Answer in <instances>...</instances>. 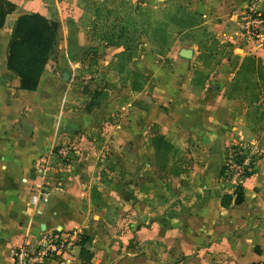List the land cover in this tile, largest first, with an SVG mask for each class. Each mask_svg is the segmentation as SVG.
Here are the masks:
<instances>
[{"label": "crops", "instance_id": "obj_1", "mask_svg": "<svg viewBox=\"0 0 264 264\" xmlns=\"http://www.w3.org/2000/svg\"><path fill=\"white\" fill-rule=\"evenodd\" d=\"M10 1L14 8L0 26V264H12L11 246L33 245L39 233L50 228L91 234L89 261L77 258V245L59 264H264V138L260 141L246 121L244 101L224 95L244 54L259 56L264 64V40L241 43L229 15L231 7L247 0H122L184 4L202 16L218 40L230 43L229 56L195 85L193 58L180 57L181 46L170 48L163 55L166 59L146 47L127 63L146 75L138 91H131L105 65L119 47L93 39L80 22L88 6L111 7L119 0ZM28 11L45 16L58 11L56 39L62 37L64 49L57 62L46 61L36 88L26 91L6 68L5 46L12 21ZM88 17L94 18L93 11ZM86 47L91 53L86 54ZM78 55L83 56L78 60ZM93 56L94 83L87 91L73 88L68 68L87 69ZM94 89L100 91L98 105L85 111ZM155 132L170 139L176 154L180 149L185 155L157 166L147 142ZM235 141L254 142L258 157L253 171L239 179L242 200L222 206V194H232L233 189L220 168L228 145ZM60 146L67 148L65 154L54 151ZM106 155L129 170L140 164L143 170H164L166 175L167 166L174 163L175 171L168 176L151 174L144 180L163 189L167 179L172 182L165 205L150 201L144 190L142 198L137 197L132 184L127 203L112 210L98 207L104 200L96 190L93 197L91 193L100 182L97 172ZM40 182L47 186L46 198L38 192ZM113 184L109 192L117 194Z\"/></svg>", "mask_w": 264, "mask_h": 264}, {"label": "trees", "instance_id": "obj_2", "mask_svg": "<svg viewBox=\"0 0 264 264\" xmlns=\"http://www.w3.org/2000/svg\"><path fill=\"white\" fill-rule=\"evenodd\" d=\"M13 8L12 1L0 0V26L4 23L5 15ZM134 8L137 14L129 20L130 31L127 30V20L119 16L115 8L102 4H93L94 18L90 23L94 26L98 19L105 20L106 14H114L112 16L118 18L106 23L104 30L92 32V36L105 44L119 47V50L113 53L114 58L109 61V65L131 91L140 90L146 80L145 74L127 65L128 61L138 55L141 35L152 43L154 52L158 54L165 52L172 40L180 34L183 39L190 40L197 48L191 78L194 85L202 83L209 70L215 67L220 59L229 56L230 43L218 40L212 31L206 28L202 16L186 5L173 3L163 9V17L155 16L153 9L148 7L140 11L139 4H135ZM58 25L56 17L45 16L38 11L18 14L12 21L5 46V65L18 77L20 89L29 91L36 88L40 73L56 41ZM99 94V90L90 91L89 99L84 104L85 111H91L98 105ZM224 95L228 98L239 97L244 101L246 121L256 130L255 125L264 119V64L259 56L251 53L242 56L224 88ZM148 142L157 166L164 167L170 162L175 147L167 136L155 132L148 137ZM223 171L224 165L220 168L221 175ZM94 194L93 188L91 196ZM241 200V186L237 185L232 194H222L220 204L227 206L230 202L239 203ZM99 206L106 204L101 201ZM90 244L91 234L82 232L77 241L79 260L87 262L91 259Z\"/></svg>", "mask_w": 264, "mask_h": 264}, {"label": "rangeland", "instance_id": "obj_3", "mask_svg": "<svg viewBox=\"0 0 264 264\" xmlns=\"http://www.w3.org/2000/svg\"><path fill=\"white\" fill-rule=\"evenodd\" d=\"M173 3L174 2H166V3H156L154 5H149V4H140L138 2L128 3L126 1L119 0L115 4H113L110 8H115L117 10V14L127 20L126 21L127 30L130 31L131 25L129 26V20L131 19L132 16H135L137 14V10H135V8H134L135 4H139L141 6V8H139L140 11L143 8L148 7V8L153 9V14L155 16L163 17V9L172 5ZM92 9L93 8L91 6H88L87 9L85 10V12H83V15H81L82 19L80 21L81 23L82 22L85 23L89 36H92V32H100V31L104 30V28L106 26L105 24L108 23L109 21H114L115 19H118V18L112 16L114 14H106L105 20L104 19H98V21L95 23V25L92 26L90 23L93 19L90 20L88 17L90 14H92V11H93ZM53 13H55V16H56L58 14V11L57 12L53 11ZM51 16L55 17L54 15H51ZM119 16H117V17H119ZM182 36L183 35L180 34L179 36L174 38V40H172V42L169 44L166 51L163 52L162 54H159V55L163 56L170 48H173V50H175L177 48V46L189 48L191 50V55L189 57H183V58H185V59H192L193 58L192 66H194V58L197 54V48L190 40L183 39ZM61 39H62V37L58 36L55 43H54L53 49H52L50 56L47 60L48 64H50V65L57 62L59 58L61 59V56L63 54V49H64L62 42H61ZM93 39H97V38L93 37ZM145 44L146 45L149 44V46L148 45L146 46ZM146 47H147V49L154 51V46L152 45V43L150 41H148L144 35H141L140 40H139V44H138V55H140V53L144 49H146ZM88 48H91V47H86L84 49V51H86V54L91 53L90 49H88ZM82 56L80 57V55H78V60L81 59ZM166 58L163 56V59H166ZM90 60H91V65L89 66L90 69H89V67H87V69H86V68L80 67V66H77L74 68H68V71L70 73H72V86H73V88H76L79 91H87V87L92 86V84L94 83V81L90 80V79H92V74L95 73L91 69L94 66V61H95L94 56H93V60L92 59H90ZM105 65L108 66L109 64L106 63ZM61 68L65 71H67L65 66H62ZM211 70H214V67ZM211 70H209V72ZM104 71L106 72L108 70L105 69V70H103V72ZM62 79L64 81L68 80V78H66V79L62 78ZM108 84H110V82H108ZM106 88H107V86H105V85L101 86L102 91H105ZM261 121L264 122V120H261ZM259 125L260 124L255 125V127H256L255 131L258 132L259 136L261 137L260 141H262L264 138V132H262V128H263L264 124L261 127H259ZM148 137H147V142H148ZM252 146H253V148H256L257 151H259L258 145H256L254 142L252 143ZM140 147H142V146H140ZM126 150L131 151V148H127ZM183 151L184 150L179 149L177 154L176 153L172 154L170 161L174 157H175L174 161H179V158L185 155L183 153ZM152 156H153V152H152ZM145 157H146V155H144V159H145ZM105 158L106 159L102 162V168L99 169L97 172L100 182L97 184H94V186L96 188L95 190H96L99 198L104 200L103 202H105V204H106L105 209L112 210L111 209L112 206L116 207L117 205H120V204L123 205V204L127 203L126 202L127 201L126 195H128L127 194L128 191L132 189V184L134 185V187L136 189L137 197L139 196L142 198L141 195H142V192L144 190L145 192H148L146 198H149L150 201L165 205L164 201L168 200V197H166V195H165L168 193V192H166V190L168 191V189L169 190L171 189L172 182L169 179H167V188H164L165 189L164 190L161 186L158 185V183L155 185L154 184L152 185V184H148L147 181H144V180H147L148 177L151 176V174H154L155 176H157L159 178L164 176V174H165V176H168V174H171L172 172L175 171L174 163H170V165L167 166L168 174L166 175V171H164V170L159 171V170L151 169V168L145 169L146 170V172H145V170H143L141 168L140 164L139 165H133V167H131V168H135V169L129 170V169H127V167H129V166L126 165V166L122 167L121 164H119L118 161L116 159H114V157H109L106 155ZM178 164H180V162H178ZM110 169L112 172L110 171ZM126 170H128V172H130V174H126ZM116 174L120 176V178H119L120 181L116 177ZM173 178H174V175L171 176L172 180H173ZM116 180L119 181V183H117ZM111 182L114 183L113 185H115L117 183L115 185L118 188L117 194L109 192L110 188L108 186L110 185ZM149 193H150V197H148ZM118 212L120 213V211H118ZM118 212H115L114 214H117Z\"/></svg>", "mask_w": 264, "mask_h": 264}, {"label": "built area", "instance_id": "obj_4", "mask_svg": "<svg viewBox=\"0 0 264 264\" xmlns=\"http://www.w3.org/2000/svg\"><path fill=\"white\" fill-rule=\"evenodd\" d=\"M236 37L243 44L264 40V0H247L242 5L231 7ZM65 146L56 149L65 154ZM258 157V151L252 143L235 141L228 145L224 156L222 175L234 189L239 179L251 173ZM38 192L43 198L48 195L44 182H40ZM81 231L78 229L50 228L39 233L33 245L27 242L9 248L12 264H59L63 254L77 246Z\"/></svg>", "mask_w": 264, "mask_h": 264}, {"label": "water", "instance_id": "obj_5", "mask_svg": "<svg viewBox=\"0 0 264 264\" xmlns=\"http://www.w3.org/2000/svg\"><path fill=\"white\" fill-rule=\"evenodd\" d=\"M178 54L182 57H189L191 55V50L189 48L181 47L178 51ZM68 76L67 71L62 72V77L66 79Z\"/></svg>", "mask_w": 264, "mask_h": 264}]
</instances>
